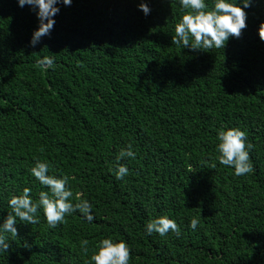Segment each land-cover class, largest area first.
Wrapping results in <instances>:
<instances>
[{"label":"trees","instance_id":"1","mask_svg":"<svg viewBox=\"0 0 264 264\" xmlns=\"http://www.w3.org/2000/svg\"><path fill=\"white\" fill-rule=\"evenodd\" d=\"M141 2L60 3L51 35L32 47L36 11L0 0V222L12 195L47 190L31 175L37 160L69 175L73 202L88 199L95 215L50 228L41 210L38 224L7 234L0 264H90L107 236L128 242L130 264H264V0L246 9L239 38L205 51L172 43L178 0H146L147 16ZM45 56L53 68L39 65ZM227 127L246 131L252 173L219 163ZM129 145L136 157L119 162L130 169L119 180ZM160 216L181 235H147Z\"/></svg>","mask_w":264,"mask_h":264},{"label":"clouds","instance_id":"2","mask_svg":"<svg viewBox=\"0 0 264 264\" xmlns=\"http://www.w3.org/2000/svg\"><path fill=\"white\" fill-rule=\"evenodd\" d=\"M73 0H18V5L30 6L39 19V27L33 31L29 44L35 47L43 37L50 36L56 23L54 17L59 13L58 5L63 3L70 6ZM252 0H178V5L183 13L174 26L175 36L171 37L172 43L182 48L211 50L224 49L230 37L239 38L242 30L247 27L246 9L251 7ZM242 5V6H241ZM140 10L147 16L151 13L149 3L144 0L139 4ZM264 24L259 28V35L264 36ZM39 65L48 70L53 68L55 60L51 56H45L38 61ZM217 151L219 163L234 169L236 176H244L254 171V163L251 159L253 145L248 141L246 131L239 127L221 128L217 133ZM136 153L129 145L127 149H121L116 157L117 167L115 176L123 180L129 175L130 169L124 163H119L125 158L135 159ZM216 165L213 164V168ZM50 163L37 160L35 166L30 169L31 175L39 183L47 188L40 191L37 200H34L31 187H24L21 194L12 195L7 203L11 208L6 218L0 222V254L7 253L12 238H18V223L38 224L39 213L42 210L46 222L50 228H56L65 222L66 217L79 212L81 218L89 223L95 220L93 204L88 199H80L73 202L74 193L69 184L70 176L50 174ZM200 224L199 217L190 220L189 227L196 230ZM147 235L158 233L166 236L173 232L177 237L181 235V226L175 219L168 216H160L145 226ZM81 247L85 253L89 251V241L82 239ZM24 247H31L27 242ZM131 247L126 240H115L107 236L99 240L95 250L90 256V264H130Z\"/></svg>","mask_w":264,"mask_h":264}]
</instances>
